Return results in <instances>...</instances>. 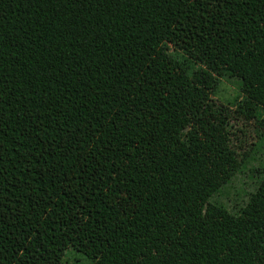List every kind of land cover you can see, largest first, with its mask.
<instances>
[{
    "label": "trees",
    "instance_id": "trees-1",
    "mask_svg": "<svg viewBox=\"0 0 264 264\" xmlns=\"http://www.w3.org/2000/svg\"><path fill=\"white\" fill-rule=\"evenodd\" d=\"M171 46L261 118L264 0H0V264H264V171L227 231L201 223L242 160L227 108L186 138L210 92Z\"/></svg>",
    "mask_w": 264,
    "mask_h": 264
},
{
    "label": "rangeland",
    "instance_id": "rangeland-1",
    "mask_svg": "<svg viewBox=\"0 0 264 264\" xmlns=\"http://www.w3.org/2000/svg\"><path fill=\"white\" fill-rule=\"evenodd\" d=\"M170 59L193 81L207 88L210 101L193 117L185 132L190 141L198 140L205 133V119L209 112L230 110L227 129L233 145L239 153L241 168L232 180L223 186L207 203L202 224H209L227 231L240 214L242 207L255 192L264 171V111L261 118L248 117L239 111L241 99L240 81L232 77H220L205 66L196 63L181 50L171 46ZM109 204L122 215L128 216L136 209V203L121 193L109 200ZM60 264H93L91 260L73 248H69Z\"/></svg>",
    "mask_w": 264,
    "mask_h": 264
}]
</instances>
